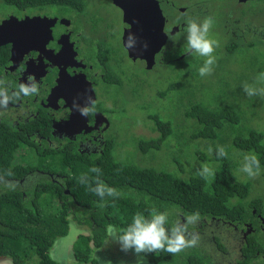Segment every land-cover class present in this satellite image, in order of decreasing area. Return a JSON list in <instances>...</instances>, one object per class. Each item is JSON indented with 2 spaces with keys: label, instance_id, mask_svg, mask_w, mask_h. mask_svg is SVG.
<instances>
[{
  "label": "trees",
  "instance_id": "16d2710c",
  "mask_svg": "<svg viewBox=\"0 0 264 264\" xmlns=\"http://www.w3.org/2000/svg\"><path fill=\"white\" fill-rule=\"evenodd\" d=\"M29 2L36 7L43 3ZM254 31L233 29L232 34L227 33L228 40L225 38L213 54L216 60L209 66L212 69L209 75L199 74L206 57H196L199 65L187 75L184 86L180 87L183 91L176 89V85L170 86L169 82L165 89V83L154 80L162 89L163 98L169 91L172 94L169 99L173 104L165 116L151 102L137 103L153 122L152 131L160 130L155 138L140 139V152L175 148L173 154L177 156L183 147L193 151L190 155H200V161L212 169L213 174L192 168L175 175L152 167H139L128 160L116 159L121 149L115 143H110L102 155L94 156L79 154L76 150H40L36 154L38 169L65 175L69 195L53 182L26 192V198L18 189L11 192L3 187L0 191V260L8 259L13 264H60L51 258L50 250L58 239L67 236L71 220L89 230L88 234L78 235L72 245L75 261L98 264L94 253L104 246L109 225L117 231L119 239L120 230L130 226L137 213L148 222L164 216L162 227L167 240L174 239V230H181L179 216L185 220V230L191 232L197 225L212 220L242 223L246 217L253 218L250 210L259 211L264 204V187L262 190L253 187L255 177L243 170L250 163L248 158L255 154L259 169L252 165V171L264 174V131L251 124L259 120L262 125L264 112L246 115L250 106H264V95L260 93L264 88V68L253 55L264 45V39L255 36ZM238 67L246 70L245 77L238 75ZM139 75L144 76L142 72ZM141 78L137 79L141 81ZM246 83L253 89V96L244 91ZM170 137L174 142L168 146ZM11 141L12 138L0 137L3 157L0 165L4 167L0 172L16 177L18 171L9 168L14 159L5 155L8 147L13 149L9 145ZM221 147L226 156L219 155ZM93 168L98 171H92ZM100 183L114 191L111 194L105 191L103 197L90 191ZM250 223L255 228L251 220ZM256 233L262 232L256 230ZM256 238L254 234L247 239L249 253L246 252V257L238 264H264V259L255 256V252L262 250L261 241ZM190 239L191 236L186 242ZM166 248L167 244L165 248L141 254L151 264H212L204 249L195 243L177 252L166 251Z\"/></svg>",
  "mask_w": 264,
  "mask_h": 264
},
{
  "label": "flooded vegetation",
  "instance_id": "af4514ba",
  "mask_svg": "<svg viewBox=\"0 0 264 264\" xmlns=\"http://www.w3.org/2000/svg\"><path fill=\"white\" fill-rule=\"evenodd\" d=\"M39 1L43 3L36 7L29 0H2L11 10L0 17V25L12 19L17 22L26 20L32 23L28 29H38L33 34L37 38L36 44L30 50L13 52L12 44L0 37V137L12 138L13 142L9 145L13 149L8 147L5 155L14 159L9 168L18 171L16 177L0 172V191L3 187L11 192L18 189L24 198L26 192L47 182H53L69 195L65 175H60L59 171L38 169L36 154L40 150H76L79 154L102 155L106 147L114 143V119L122 113L124 116L125 106L135 104L142 111L137 103L151 102L165 116L173 104L170 101L172 94L169 91L167 97L163 98L160 86L149 82L148 77L153 75L154 80L165 83V89L169 82L170 86L176 85V89L183 91L180 87L184 86L187 75L199 65L195 59L196 52L188 46V23L191 21L200 25V18L218 9L210 7L208 0H154L164 20V44L154 54V62L148 69L144 61L128 58L122 44L123 11L112 0H106L119 15L116 31L120 35L116 36V42L132 65L129 68L139 66L138 71L144 74L132 72L130 79H124L118 72L117 52L107 43L114 33V25L112 22L103 25V15L94 16L87 12L90 2L97 6L94 0ZM253 1L256 0H236V3L246 5ZM173 12L179 16L173 17ZM222 15L221 28L228 29L225 31L226 40L227 33L232 34L233 29H260L254 31L255 36L264 39L263 27H243L231 11ZM138 76L142 77L141 81L137 79ZM29 77H34L38 91L28 96H17L19 85L28 84ZM83 81L91 86L94 97L89 98L88 91L85 93L84 88L79 89L74 85L83 86ZM110 89L112 91L109 93ZM90 101H93L91 106L88 105ZM129 123L132 131L139 123L145 129V138L156 137L152 131L154 124L148 118L137 122L129 119ZM156 133L159 134L160 130ZM140 136L133 133V137ZM150 153L142 152L139 155L147 156ZM25 156L36 158L37 163H23ZM0 158L3 160L1 155ZM2 168L0 165V171ZM250 211L253 218L246 217L242 223L217 219L197 225L192 232L185 230V220L179 216L181 230L178 233L184 236L185 241L191 236L192 239L185 245L195 243L203 248L212 264H238L249 253L246 250L247 239L255 234L262 245V250L255 252V256L263 260L264 204L259 211ZM256 230L262 233L257 234Z\"/></svg>",
  "mask_w": 264,
  "mask_h": 264
},
{
  "label": "rangeland",
  "instance_id": "374dc122",
  "mask_svg": "<svg viewBox=\"0 0 264 264\" xmlns=\"http://www.w3.org/2000/svg\"><path fill=\"white\" fill-rule=\"evenodd\" d=\"M97 6H94L93 2L89 3V7L87 12L94 15H103V25H107L108 22H112L114 25V33L107 39V43L109 46L113 47L117 52V57L119 60L118 64V72L121 73V76L124 79H130L133 75L132 72L140 74L138 71L139 66H132L126 60L123 51L120 49L119 44L116 42V36L120 35V32H117V22L119 19V15H117L116 10L109 4L106 0H94ZM250 1V0H248ZM210 7H218L213 13H209L207 17H211L213 20V24L209 29L208 36L211 39L216 41V45H214L215 51L218 50L219 45L224 41L225 37V29L221 28L223 24V12L231 11L232 16L239 21V23L243 27H263L264 28V0H256L253 2L246 3V5H238L236 0H208L207 1ZM10 7L5 6L0 0V17L6 15L10 12ZM173 17H178L179 15L173 12L171 14ZM205 18H200V25L203 23ZM198 24V23H196ZM260 29H255L258 31ZM214 51V53H215ZM213 53V54H214ZM253 55L256 56L258 62L264 68V45L255 50ZM195 56H200L199 54H195ZM194 56V57H195ZM202 57V56H201ZM204 58V57H202ZM239 70V67L236 70H239L238 75L241 77L246 76V70ZM154 76L149 75V82L154 81ZM112 89L109 90V93ZM259 106V105H258ZM250 106L248 110H246V115L249 116L251 114H258L264 112V106ZM126 112L123 116L119 114V117L114 119L115 126L112 127L114 129V143L118 144V147L121 149L120 154H116L115 157L121 161H129L132 164H135L139 167H152L156 170L167 171L172 174L178 175L180 172H188L192 168H196L197 171L201 173L209 171L213 174L212 169L208 168L204 162L200 161V155H190L193 153L192 150L187 151L185 148L181 147V151L177 156H174L173 151L176 149H165L160 152H151L147 156H141L138 153L140 152V147H138V143L140 139L144 140V137H147L145 134V129L138 123L136 129L132 131L131 123H129V119L132 122H137L139 119L146 120L147 113L140 111L134 105L125 106ZM254 116V115H253ZM264 121V120H263ZM253 126H259L264 131V122H259V120H255L251 123ZM134 135H141L140 137H133ZM109 136L111 134V130L109 131ZM157 134L155 133V136ZM144 136V137H143ZM173 139L170 137L167 140V145L173 144ZM22 162L29 165H35L37 163V159L30 156H25L22 159ZM24 164V165H25ZM262 171V170H261ZM257 172V171H256ZM255 172V173H256ZM242 174V173H240ZM186 179L187 177H182ZM253 187H257L259 190H262L264 187V174L258 171V175L255 176ZM89 230L86 227H79L73 220H71L69 225V231L66 237L58 239L52 249L50 250V256L53 260L57 261L60 264H78L72 252V245L75 242L76 238L80 234H88ZM94 258L97 260L98 264H151L148 259L143 257L140 253H136L133 248L125 249L117 238V231L112 227V233H109L108 230V238L106 239L104 246L97 250L94 253ZM0 264H13L10 260L4 259L0 260Z\"/></svg>",
  "mask_w": 264,
  "mask_h": 264
},
{
  "label": "clouds",
  "instance_id": "9594fccd",
  "mask_svg": "<svg viewBox=\"0 0 264 264\" xmlns=\"http://www.w3.org/2000/svg\"><path fill=\"white\" fill-rule=\"evenodd\" d=\"M212 24V18L205 17L201 25H197L196 23L190 21L187 27L189 48L193 49L200 56L206 57L204 66L199 69V74L201 76L211 74L212 69L209 66L213 65L216 60V57L213 55L216 41L208 36V32ZM29 84L31 85L30 87ZM243 87L248 96H253L254 91L247 83L244 84ZM37 91L38 87L35 83L34 77H29L28 84L21 83L19 85V92L16 93V95L19 96L20 94H23V96H28L35 94ZM260 93L261 95H264V88H261ZM219 155L226 156V152L223 147L220 148ZM248 159H250V163L245 165L243 170L247 172L250 177H255L258 175V171L254 173L252 171V165H256L257 170L259 169L258 157L253 154ZM92 171H98V169L93 168ZM205 171H207V168H205ZM90 191L103 197L105 191L111 194L114 189H106L105 186L100 183L96 188H90ZM164 219V216H158L151 222H148L144 221L142 216L137 213L133 217L132 224L127 228L120 230L122 235H120L119 240L125 249L133 248L136 253L159 250L161 248H165V244H167L166 251L177 252L185 246L186 241L184 236L178 233V230L174 231V239L167 240L165 237V229L162 227ZM108 230L111 234V225H109Z\"/></svg>",
  "mask_w": 264,
  "mask_h": 264
},
{
  "label": "water",
  "instance_id": "95a60500",
  "mask_svg": "<svg viewBox=\"0 0 264 264\" xmlns=\"http://www.w3.org/2000/svg\"><path fill=\"white\" fill-rule=\"evenodd\" d=\"M245 2L248 0H239ZM251 1V0H250ZM114 5L123 11V48L126 50L128 58L131 60H142L151 68L154 62V54L157 53L164 44L162 33L163 16L159 5L154 0H112ZM29 21L12 19L2 22L0 25V37L6 43H11L14 50L22 51L32 49L36 44L35 30L31 28ZM46 41V40H45ZM79 89L84 88L94 97L92 88L83 81V86L74 84ZM93 101L89 102L91 106Z\"/></svg>",
  "mask_w": 264,
  "mask_h": 264
}]
</instances>
